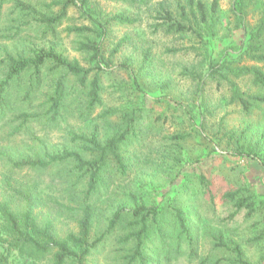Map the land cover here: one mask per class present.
Instances as JSON below:
<instances>
[{
  "label": "rangeland",
  "instance_id": "rangeland-1",
  "mask_svg": "<svg viewBox=\"0 0 264 264\" xmlns=\"http://www.w3.org/2000/svg\"><path fill=\"white\" fill-rule=\"evenodd\" d=\"M49 1L0 0V60L4 57V51L16 54L32 46H50L53 43L55 49L65 57L77 59L81 67L88 68L87 56L74 50L76 42L82 41L83 37L68 33V28H96L92 19L104 23L112 14L121 12L134 18L135 23L130 26L111 24L107 27L109 32L102 46L109 63L99 74L101 103L88 119L89 124L80 118L76 108L83 101L86 90L65 71L51 72L47 65L42 70L43 83L30 105L18 99L20 92L27 89L31 73H25L22 80L11 83L7 97L10 99L9 105L0 113V198L8 193L7 181L13 184L14 179L36 180L42 196L35 209L37 222L51 218L60 235L73 229V223L58 212V205L63 201L60 196L62 185L56 175L58 171L68 170L70 165L52 167L40 173L17 171L11 168L6 156L12 159L21 158V155L31 157L42 154L43 150L57 152L66 146L90 159L91 155L80 151L81 144L69 141L67 133L71 130L88 132L97 126L101 136L105 137L123 129L121 118L128 114L134 117L133 134H129L118 151L126 165L125 173L122 175L118 172L114 160L109 156L104 174L106 186L103 188L114 195L111 197L113 207H103L93 237L105 231L106 218L117 207L130 208L123 198L131 193L147 207L158 210L155 217L157 225H151L143 249L150 257L171 254L167 259L169 261L159 260L157 264H198L189 258L190 247L186 236L182 234L179 237L181 229L176 217L179 211L186 220L184 227L196 238L200 236L198 255H224L211 251L210 241L205 237L209 226L222 229L237 240L248 261L264 264V169L255 160L234 156V142L227 136L233 131L239 134L247 126H252L257 132L258 129L262 130L258 124L261 112L253 110L252 114L246 115L239 108L227 105L230 92L224 82L217 85L216 82L206 81L199 92L200 83L198 79H193L192 72L194 68L197 69L195 72H199L201 43L196 36L166 35L158 29L162 20L158 19L157 4L163 0H144L146 3L139 0H87L85 15L74 7L70 8L67 17L56 29V37L47 35L43 38L37 27L33 30L24 25L26 20L14 5L27 3L42 9L40 5ZM165 1L173 7L176 2L183 3L184 0ZM202 1L209 7L215 0ZM216 1L218 21L214 29L218 41L212 43L213 55L227 49V46L238 47L245 38L242 29L234 28L231 0ZM42 10L38 11L44 12ZM255 22L254 15L246 19L248 25ZM121 40L123 43L119 51L112 55ZM145 54H148L146 59ZM4 75L5 70L0 68V80ZM59 76H63L69 89L70 101L67 114L60 118L59 127L53 130L47 128L45 119L40 116L11 135L21 122L16 120L17 110L42 114L45 108L41 104L45 95ZM104 110L118 113L107 118L99 117ZM200 128L202 131L199 132ZM250 134L251 131H247L245 138H249ZM175 135H184L185 138L171 139ZM255 141L256 138L253 143ZM202 177L205 184L201 183ZM234 190L239 191V196L248 199V202L254 203L251 215L248 216V211L243 209L229 219L233 206L223 196ZM123 224L119 223L106 235L86 264L122 263L120 260L127 248L119 244V237L127 231ZM157 229L166 241L164 247L161 246Z\"/></svg>",
  "mask_w": 264,
  "mask_h": 264
},
{
  "label": "trees",
  "instance_id": "trees-1",
  "mask_svg": "<svg viewBox=\"0 0 264 264\" xmlns=\"http://www.w3.org/2000/svg\"><path fill=\"white\" fill-rule=\"evenodd\" d=\"M139 1L146 3L144 0ZM87 4V0H50L48 4L40 5L44 12H39L38 10L42 9L27 3H15L14 8L19 9L22 18L26 20L24 25L29 29L32 27L33 30L37 27L41 37L45 38L47 35L56 37V29L67 17L70 8L74 7L85 15ZM230 12L234 17V28L242 29L245 38L238 47L227 46V49L214 55L211 53L212 43L218 41L214 29L218 21L216 0L209 7L202 0H184L183 3L176 2L173 7L165 0L160 1L157 4V14L162 24L157 27L166 35H189L199 38V72H195L196 68L192 72L193 79H198L200 83L199 92L206 81L216 82L217 85L224 82L230 92L227 105L239 108L246 115L252 114L253 110L261 112L258 124L262 130L258 129L257 132L256 128L253 130L252 126H247L239 134L233 131L227 136L234 142V156L255 160L264 169V0H231ZM250 15L256 16L253 25L246 23ZM91 22L96 28L73 26L67 30L68 33L83 37L82 41L76 42L74 50L87 56L88 68L81 67L77 59L65 57L55 49L53 43L50 46H32L29 50L16 54L4 51V57L0 60V68L5 70L4 78L0 80V113L9 105L10 99L7 97L11 83L22 80L28 72L31 73L29 85L26 90L20 92L18 100L30 105L43 83L42 70L49 65L51 72L65 71L86 90L83 101H80L76 108L80 118H84L85 124H89L88 119L101 103L99 74L109 63L102 46L109 32L107 27L111 24L130 26L135 23V19L121 12L112 14L104 23L97 19H92ZM122 43L121 40L117 44L112 55L119 51ZM145 56V59L148 58V54ZM94 71L93 77L89 79ZM242 84L247 87L244 88ZM68 91L63 76L57 77L41 104L45 108L42 114L17 110L16 120L21 122L12 130L11 135L17 133L22 125L41 118L40 116L45 119L47 128L53 130L59 127L60 118H63L69 109ZM117 113L115 110H104L99 117L107 118ZM133 118L128 114L122 115L124 128L105 137L101 136L97 126H93L88 132L69 131V141L81 144L80 151L91 155L90 159L66 146L57 152L43 150L42 154H34L31 157L21 155V158L12 159L6 156L11 168L17 171L40 173L52 167L70 165L68 170L58 171L56 175L62 185L60 196L63 201L58 205V212L65 220L73 223V229L60 235L51 218L42 223L37 222L35 209L42 201V196L36 180L14 179L13 184L7 181L5 185L8 193L0 198V264H86L93 250L119 223H125L123 225L127 230L119 237V244L127 247L121 257V264H157L159 260L169 261L167 259L171 257L170 253H166L164 257H150L144 253V244L149 237L151 225H157L155 217L158 210L147 207L141 199L131 193L125 194L123 198L130 208L117 207L106 218L105 231L98 237H93L101 210L103 207H113L111 197L114 195L110 190L105 192L103 188L106 186L104 174L108 165L107 159L111 156L118 172L122 175L125 173L126 165L118 151L129 134H133ZM247 131H251L249 138H245ZM184 138V135H175L171 139ZM254 138L256 141L253 143ZM200 179L201 183H206L203 177ZM223 198L233 206L229 219L243 209L248 211V216L254 212V203L239 196L237 190L225 193ZM176 217L181 229L179 237L184 234L189 243L190 260L198 264H253L244 257L237 240L222 229L209 226L205 237L210 241L211 251L224 255H198L200 236L196 238L184 227L186 220L180 211ZM157 232L161 236V246L164 247L166 241L161 231L157 229Z\"/></svg>",
  "mask_w": 264,
  "mask_h": 264
}]
</instances>
